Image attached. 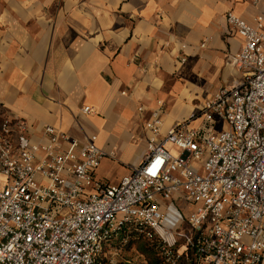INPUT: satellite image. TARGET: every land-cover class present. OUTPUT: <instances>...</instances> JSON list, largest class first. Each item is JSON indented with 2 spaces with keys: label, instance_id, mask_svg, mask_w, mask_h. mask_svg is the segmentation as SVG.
I'll return each mask as SVG.
<instances>
[{
  "label": "built area",
  "instance_id": "1",
  "mask_svg": "<svg viewBox=\"0 0 264 264\" xmlns=\"http://www.w3.org/2000/svg\"><path fill=\"white\" fill-rule=\"evenodd\" d=\"M226 20L243 40L227 59L240 77L165 135L159 102L140 163L118 182L94 176L115 157L96 135L81 143L46 126L34 140L23 118L0 120V264H108L129 230L155 236L165 264L185 254L192 264H264V15L256 26L232 11ZM173 200L192 206L185 227L165 225L161 205Z\"/></svg>",
  "mask_w": 264,
  "mask_h": 264
},
{
  "label": "crops",
  "instance_id": "2",
  "mask_svg": "<svg viewBox=\"0 0 264 264\" xmlns=\"http://www.w3.org/2000/svg\"><path fill=\"white\" fill-rule=\"evenodd\" d=\"M231 11L256 26L264 5L0 0V120L23 118L34 140L46 126L81 143L96 135L97 145L115 157L105 156L94 176L118 182L140 163L149 135L145 123L159 102L165 104V135L240 77L227 64L243 42L226 20ZM85 106L92 112L84 113ZM190 208L182 200L163 202L165 225H182ZM109 255L114 252L108 264Z\"/></svg>",
  "mask_w": 264,
  "mask_h": 264
},
{
  "label": "rangeland",
  "instance_id": "3",
  "mask_svg": "<svg viewBox=\"0 0 264 264\" xmlns=\"http://www.w3.org/2000/svg\"><path fill=\"white\" fill-rule=\"evenodd\" d=\"M166 148L175 156L179 155L181 149L176 146L174 143L169 142L166 145ZM4 184V179L1 178L0 187ZM192 209V206L190 210ZM185 220V218H184ZM182 227H185V224H182ZM144 244V241L134 242L128 248H124L120 253L109 255V259L107 260L109 264H148V257L141 251L140 247ZM185 262L188 264L190 260V256L184 258ZM184 261L180 260L177 264H183Z\"/></svg>",
  "mask_w": 264,
  "mask_h": 264
},
{
  "label": "trees",
  "instance_id": "4",
  "mask_svg": "<svg viewBox=\"0 0 264 264\" xmlns=\"http://www.w3.org/2000/svg\"><path fill=\"white\" fill-rule=\"evenodd\" d=\"M126 235L129 237V242L125 248H128L134 242L144 241V244L140 247V249L148 257V264H165V261L162 257L161 244L155 236L148 238L145 235L138 234L132 230L127 231ZM186 256L187 258L189 257L187 254H185L180 259L184 261L183 264H187L184 260ZM188 264H192L191 261Z\"/></svg>",
  "mask_w": 264,
  "mask_h": 264
}]
</instances>
